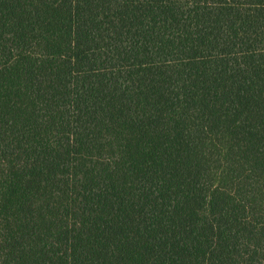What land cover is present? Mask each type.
<instances>
[{
  "label": "trees",
  "instance_id": "16d2710c",
  "mask_svg": "<svg viewBox=\"0 0 264 264\" xmlns=\"http://www.w3.org/2000/svg\"><path fill=\"white\" fill-rule=\"evenodd\" d=\"M0 264H264V0H0Z\"/></svg>",
  "mask_w": 264,
  "mask_h": 264
}]
</instances>
